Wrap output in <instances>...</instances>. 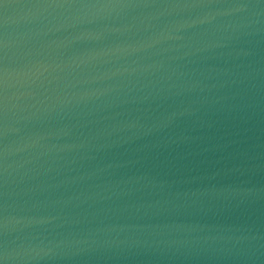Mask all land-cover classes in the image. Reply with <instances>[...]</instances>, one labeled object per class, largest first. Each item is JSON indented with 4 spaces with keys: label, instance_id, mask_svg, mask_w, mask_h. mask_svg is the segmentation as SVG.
Segmentation results:
<instances>
[{
    "label": "water",
    "instance_id": "obj_1",
    "mask_svg": "<svg viewBox=\"0 0 264 264\" xmlns=\"http://www.w3.org/2000/svg\"><path fill=\"white\" fill-rule=\"evenodd\" d=\"M0 264H264V0H4Z\"/></svg>",
    "mask_w": 264,
    "mask_h": 264
},
{
    "label": "snow or ice",
    "instance_id": "obj_2",
    "mask_svg": "<svg viewBox=\"0 0 264 264\" xmlns=\"http://www.w3.org/2000/svg\"><path fill=\"white\" fill-rule=\"evenodd\" d=\"M4 4H5L4 0H0V5H4Z\"/></svg>",
    "mask_w": 264,
    "mask_h": 264
}]
</instances>
